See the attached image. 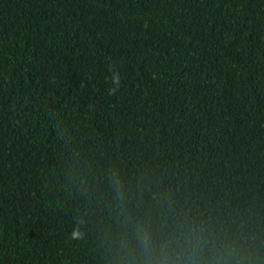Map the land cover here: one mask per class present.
Listing matches in <instances>:
<instances>
[{"label": "trees", "instance_id": "obj_1", "mask_svg": "<svg viewBox=\"0 0 264 264\" xmlns=\"http://www.w3.org/2000/svg\"><path fill=\"white\" fill-rule=\"evenodd\" d=\"M143 228L264 264V0H0V264Z\"/></svg>", "mask_w": 264, "mask_h": 264}, {"label": "clouds", "instance_id": "obj_2", "mask_svg": "<svg viewBox=\"0 0 264 264\" xmlns=\"http://www.w3.org/2000/svg\"><path fill=\"white\" fill-rule=\"evenodd\" d=\"M243 240L214 239L206 233L185 229L156 235L143 228L131 247L124 246L123 264H248Z\"/></svg>", "mask_w": 264, "mask_h": 264}]
</instances>
